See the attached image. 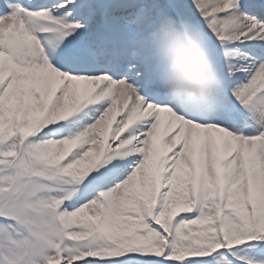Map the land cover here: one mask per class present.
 <instances>
[{
  "label": "snow or ice",
  "instance_id": "1",
  "mask_svg": "<svg viewBox=\"0 0 264 264\" xmlns=\"http://www.w3.org/2000/svg\"><path fill=\"white\" fill-rule=\"evenodd\" d=\"M0 264H264V0H0Z\"/></svg>",
  "mask_w": 264,
  "mask_h": 264
}]
</instances>
